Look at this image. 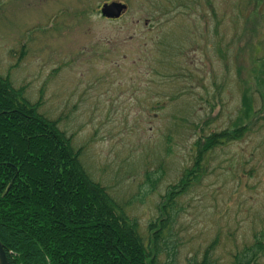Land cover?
<instances>
[{
    "label": "rangeland",
    "instance_id": "374dc122",
    "mask_svg": "<svg viewBox=\"0 0 264 264\" xmlns=\"http://www.w3.org/2000/svg\"><path fill=\"white\" fill-rule=\"evenodd\" d=\"M111 1L127 6L118 18L100 14ZM0 75L58 120L165 264L200 260L213 240L212 259L232 264L264 242V0H0ZM235 122L243 135L178 193L197 137Z\"/></svg>",
    "mask_w": 264,
    "mask_h": 264
},
{
    "label": "trees",
    "instance_id": "16d2710c",
    "mask_svg": "<svg viewBox=\"0 0 264 264\" xmlns=\"http://www.w3.org/2000/svg\"><path fill=\"white\" fill-rule=\"evenodd\" d=\"M247 95H242L243 108L249 111ZM39 105L25 96L23 86L15 87L8 75H0V241L8 264H165L160 250L144 243L136 222L90 178L72 137L57 119L41 113ZM236 122L197 137L192 162L176 188L199 180L210 150L243 135L245 129ZM153 181L149 179L151 185ZM174 192L160 207L164 216L152 232L156 239L171 218ZM216 245L213 240L200 260L188 264H217L212 259ZM263 250L262 238L254 236L232 264H254Z\"/></svg>",
    "mask_w": 264,
    "mask_h": 264
},
{
    "label": "water",
    "instance_id": "95a60500",
    "mask_svg": "<svg viewBox=\"0 0 264 264\" xmlns=\"http://www.w3.org/2000/svg\"><path fill=\"white\" fill-rule=\"evenodd\" d=\"M127 6L125 3L111 1L105 2L100 7V14L106 18H118ZM0 264H8L7 256L3 244L0 241Z\"/></svg>",
    "mask_w": 264,
    "mask_h": 264
}]
</instances>
